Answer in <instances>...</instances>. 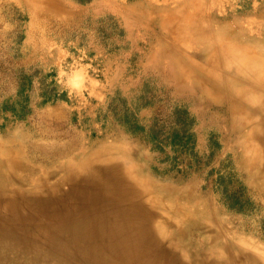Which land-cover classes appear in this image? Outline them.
Listing matches in <instances>:
<instances>
[{"label": "rangeland", "instance_id": "374dc122", "mask_svg": "<svg viewBox=\"0 0 264 264\" xmlns=\"http://www.w3.org/2000/svg\"><path fill=\"white\" fill-rule=\"evenodd\" d=\"M263 71L264 0H0L3 170L31 191L119 164L167 237L264 261L259 119L224 94Z\"/></svg>", "mask_w": 264, "mask_h": 264}, {"label": "bare ground", "instance_id": "6f19581e", "mask_svg": "<svg viewBox=\"0 0 264 264\" xmlns=\"http://www.w3.org/2000/svg\"><path fill=\"white\" fill-rule=\"evenodd\" d=\"M237 50L229 49V65L239 71L254 50ZM249 74L241 78L251 87L234 86L224 94L232 111L249 106L258 116L252 134L263 150H251L259 166L264 164V71ZM2 165L0 158V264H264L233 244L194 250L182 240V230L180 240L167 237L165 223L156 221L157 212L119 164L79 175L66 168L61 182L40 183L31 191L17 187ZM66 182L68 190L62 187Z\"/></svg>", "mask_w": 264, "mask_h": 264}]
</instances>
